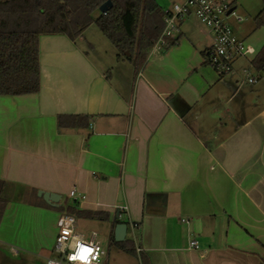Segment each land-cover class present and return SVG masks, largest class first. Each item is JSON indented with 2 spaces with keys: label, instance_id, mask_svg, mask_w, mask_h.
I'll list each match as a JSON object with an SVG mask.
<instances>
[{
  "label": "crops",
  "instance_id": "0c3cea01",
  "mask_svg": "<svg viewBox=\"0 0 264 264\" xmlns=\"http://www.w3.org/2000/svg\"><path fill=\"white\" fill-rule=\"evenodd\" d=\"M253 2L233 0L243 21L230 27L246 51L223 78L193 17L139 72L95 25L74 42L40 38V93L0 96V264H46L72 191L86 197L81 211L107 215L108 239L116 220L127 224L148 264H264V73L252 66L264 24L255 22L263 2ZM59 117L90 126L60 130Z\"/></svg>",
  "mask_w": 264,
  "mask_h": 264
},
{
  "label": "trees",
  "instance_id": "16d2710c",
  "mask_svg": "<svg viewBox=\"0 0 264 264\" xmlns=\"http://www.w3.org/2000/svg\"><path fill=\"white\" fill-rule=\"evenodd\" d=\"M107 2L112 8L106 15L99 9ZM263 9L255 19L264 24ZM166 11L156 0H0V96L17 98L38 95L41 91L40 47L43 36H63L71 42L79 39L95 25L116 51L118 62H128L139 72L163 32ZM174 46V43H173ZM254 70L264 73V47L252 63ZM60 130H87L90 118L59 117ZM5 183L0 181V222L7 201ZM63 212L79 220L104 222L105 213L81 211L73 203L61 207ZM125 224L116 220L114 226ZM123 254L135 256L130 241L116 244ZM141 264L148 259L141 254Z\"/></svg>",
  "mask_w": 264,
  "mask_h": 264
},
{
  "label": "built area",
  "instance_id": "2783aa9c",
  "mask_svg": "<svg viewBox=\"0 0 264 264\" xmlns=\"http://www.w3.org/2000/svg\"><path fill=\"white\" fill-rule=\"evenodd\" d=\"M189 17L195 18L205 28L211 40L210 47L203 53L208 66L220 78L230 75L234 64L246 51L245 45L236 40L230 27L231 19L243 21L235 14L233 0H185L183 4H175L171 10L166 11L163 32L152 51L166 50L173 46L181 34V25ZM248 82L256 84L254 79ZM69 198L76 205L86 201V197L76 191H72ZM182 223L188 224L185 220ZM126 239L133 241V236L127 233ZM189 249L195 253L201 251L199 243L194 239L190 241ZM136 254H141L139 248H136ZM105 258L106 252L98 235H85L79 230L76 217L62 213L57 223L54 248L46 264H102Z\"/></svg>",
  "mask_w": 264,
  "mask_h": 264
},
{
  "label": "rangeland",
  "instance_id": "374dc122",
  "mask_svg": "<svg viewBox=\"0 0 264 264\" xmlns=\"http://www.w3.org/2000/svg\"><path fill=\"white\" fill-rule=\"evenodd\" d=\"M156 1L161 7L167 10L171 9L175 4H182L184 2V0H156ZM237 1L239 4L242 3L246 8L253 7L252 5L254 3L253 0H237ZM255 1L257 4V9H259L261 6V0H255ZM246 18L249 19L247 16ZM77 224L79 230L85 235L90 236L91 233H96L98 235L99 240L101 241L103 248L107 253L106 259L103 261L102 264H141L140 261L138 260L137 255L130 256L123 254L118 250L116 245L111 243L110 239H108L106 228L104 226L105 224H100V222L98 221L94 222V221L79 220V219L77 220ZM54 244H55V240H54ZM54 244H53V248H54ZM133 246L135 247L134 244ZM19 257L20 256L18 257L16 256L15 258H13L12 256L13 260L16 261L15 264H22V262L18 260ZM34 264H37V262ZM38 264H42V263H38Z\"/></svg>",
  "mask_w": 264,
  "mask_h": 264
},
{
  "label": "water",
  "instance_id": "95a60500",
  "mask_svg": "<svg viewBox=\"0 0 264 264\" xmlns=\"http://www.w3.org/2000/svg\"><path fill=\"white\" fill-rule=\"evenodd\" d=\"M111 8H112V3L107 2L99 9V12L101 15H106ZM38 197L42 198L44 203L47 206L52 207V208L58 207L62 200L61 196L50 194V193L40 192L38 194ZM127 231H128L127 224H120L116 226L115 231H114V241L116 244H122L126 241Z\"/></svg>",
  "mask_w": 264,
  "mask_h": 264
},
{
  "label": "snow or ice",
  "instance_id": "6c2138e0",
  "mask_svg": "<svg viewBox=\"0 0 264 264\" xmlns=\"http://www.w3.org/2000/svg\"><path fill=\"white\" fill-rule=\"evenodd\" d=\"M76 258H78V257H73V259H76ZM79 258L85 259L86 257H79Z\"/></svg>",
  "mask_w": 264,
  "mask_h": 264
}]
</instances>
